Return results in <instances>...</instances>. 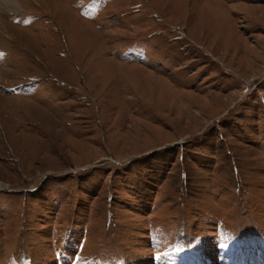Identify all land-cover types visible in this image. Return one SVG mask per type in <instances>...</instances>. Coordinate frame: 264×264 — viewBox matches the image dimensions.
Here are the masks:
<instances>
[{"label": "rangeland", "instance_id": "374dc122", "mask_svg": "<svg viewBox=\"0 0 264 264\" xmlns=\"http://www.w3.org/2000/svg\"><path fill=\"white\" fill-rule=\"evenodd\" d=\"M17 3L0 264H264V0Z\"/></svg>", "mask_w": 264, "mask_h": 264}, {"label": "bare ground", "instance_id": "6f19581e", "mask_svg": "<svg viewBox=\"0 0 264 264\" xmlns=\"http://www.w3.org/2000/svg\"><path fill=\"white\" fill-rule=\"evenodd\" d=\"M0 7L3 8L4 10L10 11V12H14L16 9H18V3L17 0H0ZM254 252V251H253ZM259 256H252L251 258H249V262L254 263L255 260L257 261V259L263 254L262 251H255ZM262 253V254H261ZM263 256V255H262ZM261 256V257H262ZM238 257V256H237ZM257 258V259H256ZM239 259L244 263L247 264L248 261L246 259V253L242 254L239 256ZM251 260V261H250ZM247 261V262H246ZM207 262V261H206Z\"/></svg>", "mask_w": 264, "mask_h": 264}]
</instances>
